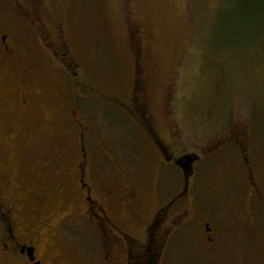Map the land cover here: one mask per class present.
<instances>
[{
	"label": "rangeland",
	"instance_id": "rangeland-1",
	"mask_svg": "<svg viewBox=\"0 0 264 264\" xmlns=\"http://www.w3.org/2000/svg\"><path fill=\"white\" fill-rule=\"evenodd\" d=\"M232 5L0 0V35L14 37L19 56L34 68L32 82L41 92L35 118L49 142L42 153L51 160H35L28 168L34 189L46 174L45 196L53 203L47 224L36 227L44 243L60 248L72 264H101V251L114 243L111 234L92 232L79 210L75 214L77 123L95 160L85 173L90 185L95 181L92 197L103 201L109 200L107 192L113 194L108 216L125 233L140 240L142 226L175 202L158 216L165 234L184 207L177 199L182 172L175 160L163 164L152 134L174 159H199L188 218L217 222L232 209L239 221L240 229L221 240L213 259L198 251L201 230L194 225L195 234L178 229L164 242L153 264H264V30L258 37L239 32ZM54 45L67 55L69 70ZM7 147L14 153V144ZM123 198L127 207L118 203ZM113 248L117 264H123L122 248Z\"/></svg>",
	"mask_w": 264,
	"mask_h": 264
},
{
	"label": "flooded vegetation",
	"instance_id": "flooded-vegetation-1",
	"mask_svg": "<svg viewBox=\"0 0 264 264\" xmlns=\"http://www.w3.org/2000/svg\"><path fill=\"white\" fill-rule=\"evenodd\" d=\"M49 38L46 36L45 40ZM12 39L14 37L0 35V264H72L60 248H50L44 243L42 240L44 236H41L39 227H36L39 224H47L53 203L45 196L48 192L46 174L41 175V181L34 189L28 168L33 166L35 160L44 161L43 164L51 160L49 155L43 157L42 153L49 148V142L40 122L35 118V112L37 115L41 114L40 110L35 111L38 99H41V92L36 91L32 82L34 68L28 64L27 59L19 56ZM54 48L56 53L62 56L61 62L64 67L69 70L72 64L67 62V55L62 52L60 46L54 45ZM72 71L71 76L75 77V68H72ZM133 83L134 87L138 86L135 79ZM136 89L137 87L133 88V92ZM77 127L80 154L71 172L75 176L76 193L80 200V206L75 214L79 210V218L94 228L89 227L92 232L99 234L103 230L100 234L113 236L111 237L114 241L113 246L108 244L103 248L105 252L101 251L102 255L104 254L100 260L101 264H117L118 259L114 255L113 247L122 248L123 264L156 263L157 258L161 259L164 242L167 245L178 229L189 235L195 234L194 225L201 230L198 251L201 253L204 250L206 252L204 256L213 259L214 255L220 254L221 240L225 239L232 229L234 231L240 229L239 221L236 222L232 209H229L231 214L226 211L228 217L217 222L188 218L195 202L194 192L189 189L190 181L195 175L194 168L199 159L192 156L197 159L190 165L185 159L186 156L174 159L167 152H162L152 134L151 141L161 155L163 164L167 162L170 165L175 160L174 165L182 172V192L177 199L183 200L184 207L173 215L169 227L166 225L168 228L165 234L158 216L159 213L161 215L165 213L168 208L172 209L174 201L170 207L158 209L153 218L142 226L140 240L125 233L108 216V211L113 210L115 205L113 194L107 192L109 200L103 201L96 194L95 199L92 197L95 181L90 185L85 173L87 167L95 160L88 155L83 146V126L77 123ZM6 144H14V153L8 154ZM127 199H120L119 205L127 207ZM176 218L178 219L173 224ZM130 226L137 230V224Z\"/></svg>",
	"mask_w": 264,
	"mask_h": 264
},
{
	"label": "trees",
	"instance_id": "trees-1",
	"mask_svg": "<svg viewBox=\"0 0 264 264\" xmlns=\"http://www.w3.org/2000/svg\"><path fill=\"white\" fill-rule=\"evenodd\" d=\"M232 3L233 11L239 15L238 31L242 29L248 35L253 32L256 37L260 36L264 30V0H232Z\"/></svg>",
	"mask_w": 264,
	"mask_h": 264
},
{
	"label": "water",
	"instance_id": "water-1",
	"mask_svg": "<svg viewBox=\"0 0 264 264\" xmlns=\"http://www.w3.org/2000/svg\"><path fill=\"white\" fill-rule=\"evenodd\" d=\"M185 159L187 160V162H188V164L190 165V164H192L197 158H193V157H191V156H187V157H185Z\"/></svg>",
	"mask_w": 264,
	"mask_h": 264
}]
</instances>
